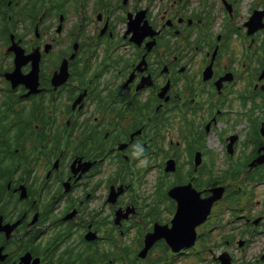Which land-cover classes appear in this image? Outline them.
<instances>
[{"label": "flooded vegetation", "instance_id": "1", "mask_svg": "<svg viewBox=\"0 0 264 264\" xmlns=\"http://www.w3.org/2000/svg\"><path fill=\"white\" fill-rule=\"evenodd\" d=\"M0 264H264V0H0Z\"/></svg>", "mask_w": 264, "mask_h": 264}]
</instances>
